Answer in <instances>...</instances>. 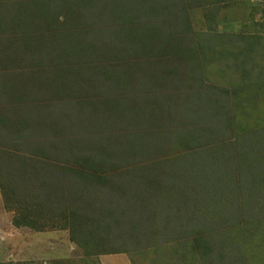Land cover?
Instances as JSON below:
<instances>
[{"label": "trees", "instance_id": "obj_1", "mask_svg": "<svg viewBox=\"0 0 264 264\" xmlns=\"http://www.w3.org/2000/svg\"><path fill=\"white\" fill-rule=\"evenodd\" d=\"M166 1L162 5L161 0H0V33L8 35L4 43L8 46L9 65L17 63L3 77L20 76V82L0 86V145L3 146L0 147V192L4 207L13 213L15 227L68 230L70 240L83 256L79 262H70L74 264H87L90 259L108 254H128L134 263L137 260L133 257H140L143 264H149L148 259L159 264L155 262L157 255L150 257L156 249L163 252L159 259L163 264H264V180L260 179L264 177V173L260 176L263 165L253 167L258 178L252 182L251 190L258 195V214L253 211L245 214L241 203L242 199L246 201L237 192L231 210L215 212L211 206L217 197L210 193L201 195L198 182L188 179L190 172L186 167L159 168L166 159L161 160V156L167 153H160L159 161L153 164L150 163L154 157L147 158V164L136 158L131 161L142 165L129 166L126 162L129 147H79L73 143V137L60 138L65 130H70L79 133L78 142L85 143L81 138L83 123H74L72 119L88 118L91 108L92 114L108 120L107 114H138L144 107V96L152 92L143 88L144 82H165L167 78L172 82L171 76H179L173 64L176 61L170 62L176 52L184 54L185 75L180 78L183 82L172 83L173 92L197 91L198 96L204 97L215 92L229 95L232 89H243L240 85L243 82L246 92L253 94L254 100L248 101L249 105L254 106L260 96L264 98V85L252 89L250 83L252 79L257 85L264 84V71L247 73V58H256V48L260 47L256 42L260 37L252 33L219 32L215 28L224 19L221 14L224 6H220L241 0ZM140 8L156 14L138 19L135 10ZM158 8L162 11H157ZM196 8L204 11L209 29H192L187 13ZM177 13L180 18L172 24ZM101 16L103 21H94ZM31 18L36 19L34 24L43 31H52L51 41L47 35L43 36L47 42H42V47H35L37 37L30 35ZM137 20H140L138 24L127 23ZM253 38L257 40L252 44ZM105 50L109 53L103 57ZM32 52L36 53L32 55ZM0 54L4 58L5 51L1 50ZM53 57L51 63H55L57 75L49 62ZM95 57V72L85 74L84 60ZM108 58L114 59L112 65ZM96 66L102 71L97 72ZM224 76L228 83L220 88L218 82L222 83ZM79 77H87L91 82L85 87ZM258 77L262 78L260 82ZM115 86L122 87V91L116 93L112 90ZM72 87L79 90L69 94L65 101L63 93ZM47 91L53 100L57 94L63 100L54 111L43 103ZM91 92L96 93L95 100L83 101L82 97ZM234 95L235 103L232 98L229 107L239 108L248 122L250 115L243 101L244 93L238 91ZM15 115L18 117L14 121L15 130L10 131L9 117ZM107 123L103 124L104 128ZM53 124H57V129H51L49 134L56 133L58 140L54 144L44 140L42 146L47 154H54L59 160L61 166L52 164L57 171L50 170L48 174L43 159L26 151L19 153L22 151L17 150L22 147L18 145L8 147L12 136L17 140L29 130L23 138L32 137ZM241 127L242 123L236 127L237 132L244 135ZM186 132H191L190 126H186ZM251 133L252 129L248 134ZM263 135L264 132L259 136ZM31 148L35 151L38 147ZM181 149L189 151L186 147ZM228 153L235 158L233 150ZM231 163L235 161L232 159ZM12 174L16 180L11 178ZM20 177L23 180L17 182ZM132 183L142 188L130 194ZM236 183L233 181V186ZM145 194H149L150 200L145 199Z\"/></svg>", "mask_w": 264, "mask_h": 264}, {"label": "rangeland", "instance_id": "obj_2", "mask_svg": "<svg viewBox=\"0 0 264 264\" xmlns=\"http://www.w3.org/2000/svg\"><path fill=\"white\" fill-rule=\"evenodd\" d=\"M168 1L169 0L166 2ZM164 2L165 0H161L162 5ZM174 2L176 1L174 0ZM172 4L173 3H171V5ZM223 6L224 8L221 10V14L224 19H221V22H219L215 28H217L219 32L222 31L233 34H240L242 32L244 35L252 33L253 36L260 37L258 40L255 38L250 40L251 43L253 40H257L256 45L260 47L258 50L256 48V58L246 57L247 60L250 61H248L249 66L247 73H253L251 71H254V74H256V72L263 73L264 0L233 1L229 4L225 3L220 7ZM109 9L111 11V8ZM135 11L138 13V19L148 18L156 14L150 11H144L141 8ZM157 11H162V8H158ZM181 12L183 11L181 10ZM187 15L192 29L197 31L209 29L205 20L204 11L201 8L189 10ZM36 16L38 15L36 14ZM108 16L110 19L114 18L111 14ZM178 18H180L179 13L174 15L172 24H175ZM61 19H63V17ZM103 19L104 16H101L94 21H103ZM35 20L36 19L31 18L33 31L30 35L37 37L34 38L35 47H42V45L47 42L43 36L47 35L51 41L53 34L52 31H43L42 28L36 26V24H34ZM139 21L140 20L136 22L128 21L127 23L138 24ZM244 38H246V36H244ZM6 41H8L7 33H0V49L5 51L4 58L2 54H0V68L4 66V70H0V86H10L20 82V76L3 77V75L17 67V63L15 62H12L13 65H9L7 54L8 46L4 43ZM42 42L44 43L42 44ZM88 50L89 48L87 51L85 50V54L88 53ZM91 52L92 48L90 49V54H92ZM102 52L103 57H106L109 53L107 50ZM35 53L36 52H32L31 54L33 55ZM90 57L94 56L92 55ZM54 59L55 57L50 58L49 62H53ZM108 59L109 63L112 65L114 59ZM170 59L171 63L176 61L173 64L178 69L179 76H171L172 82H168L170 80L168 78L165 79V82L155 80L153 82H144L142 85L143 88L152 90V92L144 96V107L142 110L138 111V114L134 112L130 113L131 116L129 114H107V117L112 121L109 122L110 120L105 119V116L92 114L90 112L92 110L91 108L88 112V118L74 117L72 119L74 123H83L81 127L83 133L81 134V138L85 143L77 141L78 139L80 140V138L78 135L79 133L76 134L74 133L75 131L65 130V135L60 138L67 140L73 137V143L79 147H129L126 159L129 166H132L135 162L131 160H135L136 158H141V160H143L142 162L147 164V158L154 157V160L150 163L153 164L155 161H159L160 153H167V155L161 156V160H163V157H166V159L159 168L179 169L186 167L187 171L190 172L188 179L198 182L197 185L199 184L201 187V195L210 193L217 197L216 201H214L211 206L213 211L226 212L227 210H231L237 192L238 196L242 193V197H244L246 201L245 203L242 199L243 203H241L246 211L245 214H249L252 211L258 214L260 212V202L258 200V195L251 189L253 188L252 182L258 178L256 176V167L264 166V135L262 138L259 136L264 132V104L262 102L264 98L260 96L254 101V104L251 103L254 106L249 105L248 101L254 100L253 94H248L246 92L247 86L243 84V82L240 84L243 86V89H237L236 91L232 89L229 95L228 92L227 94H216L215 92L214 95L204 97L198 96V94H196L197 91L196 93H185L186 90H183L184 93L173 92L174 85L172 83L176 81L183 82L180 78L185 75V70L182 67L184 54L176 52L172 54ZM63 60L65 59L63 58ZM87 60L88 58L84 60V72L85 74H93L95 72L93 68L97 62L96 57ZM30 61L34 60L31 58ZM5 62L8 63L5 64ZM50 65L57 75L58 71H56L57 67L55 63H51ZM66 65H68V63ZM95 70L101 72L102 68L96 66ZM220 73L218 74L220 75ZM224 77L225 80H222V83L218 82L219 85L217 84L220 88L225 86L223 83H228L226 76ZM259 78L260 77L257 78L258 81L260 79L262 80V78ZM78 79L85 87L91 82L87 77H79ZM15 80L17 81L15 82ZM58 80L63 81L64 79L58 77ZM254 82L255 85L253 84ZM256 82L257 81L251 79L250 83L252 84V89L253 86L256 89L264 85H260L261 83L257 85ZM78 90L75 87L70 88L68 91L66 90L63 93V99L67 101L70 97L69 94L77 93ZM112 90L116 91V93H120L122 87L118 88L115 86ZM238 91L244 93L243 101H246V109L249 110L248 115H250L248 122L239 108L235 109L229 107V104L232 103L231 100L233 96H235L234 94H238ZM16 92H19V90ZM80 94L84 95L86 93L81 92ZM95 94L91 92L87 94V96L82 97V99L83 101H87V103H91L88 101L95 100ZM133 94L134 92L131 93V95ZM256 95L257 94L254 96ZM234 99H236V97L233 98V101ZM43 103L45 105H50L48 109L54 111L57 108V103L61 104L63 100L59 94H57L53 100L51 92L47 91V93L44 94ZM259 104H262V107H260ZM103 105L105 107L104 103ZM103 109L105 110V108ZM139 114H141V116ZM17 118L16 115L14 117H9V119H12L10 131L15 130L14 121ZM105 122L108 123L104 128L103 124ZM188 123H192V125H188ZM240 123H242L240 130L244 135L237 132L238 128L236 127H239ZM233 124L235 125L233 126ZM186 126L191 127V132H186L184 134ZM51 129H57V124L49 125V128H44L32 137L23 138L25 134H29V130L24 132L17 140L12 136L8 147H15V145H18V147H22V149L17 150L22 151L19 153H25L24 151H26L39 159H43L41 161L46 164L49 169L48 174H50V170H58L55 167L52 168V164L56 167L61 166L60 163H58L59 160L57 157L54 154H47L46 148L42 146L44 140L53 141V144L57 142V134H49L52 133ZM250 129H252V133L248 134ZM15 134L17 133H12V135ZM52 136L54 137L53 139ZM0 147L3 146L0 145ZM31 147H38L35 148L37 154ZM183 147L188 148L189 151L185 152L184 149H181ZM231 150H233V157L235 155V158H232L231 154L228 153ZM232 159L235 163H231ZM117 161H119V158ZM134 164L135 166L142 165V163L137 162ZM253 167L256 168L254 171ZM119 169L120 168H118V170ZM6 171H8V168H6ZM262 173H264V169L263 172L260 173V176ZM233 176H236L239 181L235 180ZM47 177L50 178V175ZM11 178L16 180V175L12 174ZM260 179L264 180V177L261 176ZM22 180V177H20L17 182ZM233 181L237 182L235 186H233ZM240 181L241 185L239 184ZM136 184H131L129 188L130 194L142 188L139 185L135 186ZM242 184L244 185L243 189ZM227 185L229 190L227 189ZM257 187L258 186H256V188ZM218 196H220L219 199ZM221 196H228V198L230 197L231 199H224ZM145 199L150 200L149 194H145ZM256 202L257 205H255ZM12 219L13 213L9 212L4 207L0 192V264H74L70 262H79V260L83 258L82 251L70 240L68 230L54 229L46 226H42L41 230H34L27 227L18 228L13 225ZM152 253L150 257L153 258L154 254L157 255L158 258L155 256V262L159 261V264H163L162 260H159L163 253L162 250L156 249L154 252L152 251ZM144 254L145 253H143V255ZM133 258L137 260V263H134L128 254L100 255L97 258L88 260L87 264H143L140 261V257ZM147 261L149 264H153L150 259Z\"/></svg>", "mask_w": 264, "mask_h": 264}]
</instances>
